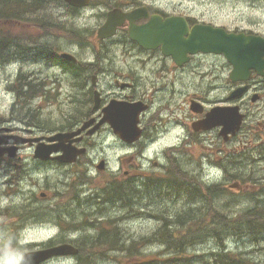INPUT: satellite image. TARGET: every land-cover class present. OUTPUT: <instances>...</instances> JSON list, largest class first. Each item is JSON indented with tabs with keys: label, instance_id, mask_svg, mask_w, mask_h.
Listing matches in <instances>:
<instances>
[{
	"label": "rangeland",
	"instance_id": "rangeland-1",
	"mask_svg": "<svg viewBox=\"0 0 264 264\" xmlns=\"http://www.w3.org/2000/svg\"><path fill=\"white\" fill-rule=\"evenodd\" d=\"M103 1L105 0H95V2H97L96 6L85 9L83 15L72 16L69 17V19H65L64 14L56 11L59 22L61 21L65 23V28L69 31V33L72 34L70 35V40L72 41L70 43L67 42L69 36L67 35V31L65 29L64 30L66 32L57 30H48L47 32H44L38 27L20 25L17 23L9 25L5 24L3 18H0V37H7L8 39H10L11 37H21V39L24 41H40L44 38H47L56 44L66 46L65 52H73L76 54L81 52L85 56L87 55L89 57L100 55L103 51V47L96 40V34L98 28L104 23L105 14L107 13V10H102ZM260 1L264 2V0H141V3L151 4L154 6H156L155 4H157L159 6L156 7H159L163 12L185 14L187 16L190 15L194 19L217 24L218 26H223L229 30L236 29L238 31L251 32L252 34L256 35H264V3L257 4V2ZM50 10L52 11V9ZM41 16L42 13L38 15L39 18ZM122 47L125 51V54L128 56L127 61L130 62L131 54L126 51L125 46ZM107 48L116 51L118 55L121 54L120 52L122 48L118 45L109 44ZM98 60L99 58H97V60L95 61ZM119 63L122 64L123 59L119 58ZM8 64L9 63L0 64V118L6 119L12 118L13 115L25 111V109H20L18 107V104H20L21 101L18 100V97L12 88V83L14 80L12 71L15 72L16 69L21 74H25L27 72L30 73V69L24 65L16 68L14 67L13 69H7L6 66ZM135 65L143 68L145 66H148V62L137 60ZM31 69L36 71L42 70V73L39 72V77H34V80H46V82L51 85L52 78L45 72V68L38 67L37 69ZM201 73L204 74L203 77L208 76V78H213L214 83L209 85L205 84L204 78L200 76ZM229 73V68L227 67L223 59L219 56L207 55L206 57L196 58L192 63L188 64L186 69L188 94L187 119L186 117L183 119L186 127L185 136L187 134V130L191 132L190 126L193 119V116L189 111L191 94L195 91H198L199 94L206 99H213V103L220 102L219 97L221 96V91H227L230 88V86L228 85ZM70 91L71 90L62 89V92L59 95V99L66 100L65 95ZM54 102H50V100H42L35 103V105L40 108V112L42 114H47V116L44 118L52 122L54 121L52 120L50 113L51 106ZM13 107L15 108V110H13ZM183 134L184 130L180 127H172L170 129L163 130L160 136V139L162 141L161 146L167 147L168 145H171L173 143H178V138ZM203 138L204 137L200 135H193L187 138L185 144L183 145V151L185 152L184 158H187L188 153H190L191 158L194 162L198 161L200 165L203 164V160L201 158L203 144H196L198 140L202 141ZM217 141H219V139H217ZM107 143L111 144L113 143V140L109 139ZM216 146L218 147V149L226 148V146L221 142H216ZM148 147L149 146H147V148ZM123 153H126V151H117L116 156L119 157L123 155ZM129 154L135 157H141L140 149ZM234 163H236V160L232 161L228 165H223L221 167V171L227 173ZM206 167V176L208 177V179H215V177L221 176V174L216 171L215 164H211L208 162ZM250 178L259 185L264 184V174L251 175ZM84 181L88 187H93L98 190V193L94 195L95 197H99L104 194V186L100 184V180L87 179ZM49 184L55 189V191L60 190L63 192V194L60 195V200L66 198L69 191L67 187L50 182ZM176 190L180 194L185 193V185H180L178 183L176 185ZM209 192L206 199L203 198V196L195 199L194 197H191L187 194H183V196L177 200L175 204V211L171 213L170 216L175 219L180 218L181 220H185L189 217L201 218L205 211L209 209V202L211 200L215 199V201H222L224 198L228 201H231V203L235 202L234 194L224 186L223 181L220 179H217L212 183ZM27 206L29 208L31 207L30 204H27ZM155 207L161 208L162 204H155ZM134 213H136L137 215H141L137 211ZM217 214H222L229 220H232L234 222V224H230L231 226L226 227L231 228V232L226 235V241L228 243L237 244V242H239L238 236L243 239L250 238V227L245 220V216H234V213H232L231 215L227 210L221 208L217 209ZM217 214L215 216V222L212 228L210 227V230L215 229ZM46 216L48 217L50 224L52 225L50 228H45V231H43L42 233L43 235L46 233V231H71L79 233L84 231L88 233L90 231V228L87 227H72V223H75V219L73 217L68 218L65 216L64 206L55 210L54 216L52 218H50L48 215ZM74 216L78 217V213H74ZM85 217L94 218V216L85 215H83L82 218ZM135 219H138V217ZM160 223V221L154 218H150L149 220L146 218H141V220L131 222V225L129 227V238H131L135 242H140L141 250H149L150 256H153L156 253L155 251H153V246H150L149 249V245L156 240L155 235L158 231ZM81 224L87 225L88 221L83 220L81 221ZM216 227L219 228L218 226ZM24 231L28 232L27 236L32 235L30 234L28 229H24ZM183 231L185 234H187L185 228ZM11 249L12 247L8 248L6 251L10 252ZM242 252L244 258L249 262L255 263L264 261V255L256 251L249 244L242 245Z\"/></svg>",
	"mask_w": 264,
	"mask_h": 264
},
{
	"label": "flooded vegetation",
	"instance_id": "flooded-vegetation-1",
	"mask_svg": "<svg viewBox=\"0 0 264 264\" xmlns=\"http://www.w3.org/2000/svg\"><path fill=\"white\" fill-rule=\"evenodd\" d=\"M146 21H141L139 24H144ZM124 30L128 31L127 25L119 29V32ZM126 41V47L132 50L134 55V61L139 60V54L144 53L148 55V60L151 65L149 67L139 66H126L120 67L115 64V60L109 55V52H104V59L101 66L95 71L93 76L94 86L99 90L100 95L97 97V93L91 90L89 86L91 74L88 71V66H71L68 69V73L80 87H87V94L89 97L83 102L75 101L70 105V110L67 112V119L75 121L70 125L66 131L74 132L81 127V122L91 119H101L106 115L107 107L112 102H135L141 101L147 105L148 109L143 113L141 117V126L143 128V137L148 136L151 129V120L155 115L158 107L165 106L170 103L169 89L178 84H185L186 78L181 76L172 83V73L179 69L172 60L164 57L162 50H145L138 46L136 43L129 39V36L122 37ZM172 62V63H171ZM150 70V71H149ZM60 72L63 74L65 70L62 68ZM61 75L59 74L58 77ZM98 101V105L95 102ZM150 107H149V106ZM18 129V128H15ZM22 129V128H20ZM10 130L9 132H6ZM13 128L10 123L0 122V136H4L9 144L13 143ZM90 129L81 132L78 136L72 137V146L83 150L77 161L73 164H64L58 158L60 152L53 153L51 157L46 160H39L34 157L35 147L22 146L15 157L4 155L0 157V200H9L11 197V184L12 175L19 174L20 179L24 182L28 188L27 191L30 195H22L27 204H30L31 211H41L43 209V202H49L51 205L56 204V199L52 198L54 190L47 184L49 181L50 173L53 169H61L65 172L64 177L66 180H72L76 177L78 170L91 169L95 163L99 160V151L92 148L89 145L91 139L99 136L102 139L109 137L116 138L114 128L108 123H104L95 135L89 134ZM41 137H44L41 134ZM149 140V136L144 138L141 143H146ZM137 144L132 145L137 146ZM126 145L122 142H118L116 148H123ZM104 148V147H100ZM164 152H156V158L162 159L161 163L153 161V165L158 167V171H161L166 167L165 159L163 158ZM107 163L110 161L108 159ZM13 166L15 168L13 169ZM17 169H20L17 171ZM124 169L123 158L117 160V171L112 172V175L121 176ZM128 173V171H125ZM151 189H153L151 184ZM40 199H39V198ZM73 204H79L77 199L73 197ZM75 212L84 213L88 210L73 209ZM94 212V211H92ZM61 241L57 238V235L50 237L45 242L29 244L40 247H53L59 244Z\"/></svg>",
	"mask_w": 264,
	"mask_h": 264
},
{
	"label": "trees",
	"instance_id": "trees-1",
	"mask_svg": "<svg viewBox=\"0 0 264 264\" xmlns=\"http://www.w3.org/2000/svg\"><path fill=\"white\" fill-rule=\"evenodd\" d=\"M131 2L136 5L140 4V0H131ZM55 5L59 6V8H66L65 4L60 0H0V7L4 12L0 18L9 19L10 17H13V15H10L7 11H22L27 14V22H30L29 19L31 14L45 12L52 6L54 10ZM106 5L110 6V3H106ZM43 22H45V20H43ZM21 43V40H9L7 45H13L12 59L34 60L49 64H53L55 62V50L50 45L41 44L39 47L35 45L23 47L20 45ZM8 53L9 52L2 49V55H8ZM258 143L260 146L256 149L254 148L253 150L260 152L264 150V138H261ZM253 187L254 190L239 191L236 196L237 199L235 198V202H242L246 205L244 206L245 209L241 214L237 213L234 216H245V220L250 227L249 240L237 242V245L239 246L237 250L227 251V249H225L223 240L225 238L226 241V235L231 232V228L226 227L231 226L230 224H234V222L222 214H217L215 229L210 230L208 226L213 220L215 222V218L213 219V217H209V212L212 208H215L216 202L219 208L227 210L228 212H233V206L235 203H231V201L224 198L222 201H215L214 199L209 202V204L212 201L214 203L209 205V209L205 211L201 218L189 217L185 220L177 218L173 226H170L169 222L165 221L159 235L162 236L163 246L169 248L168 251L171 253V256H174L171 261L165 264H258V262L247 263L239 255L242 251V245L249 244L257 251V244L255 242H264V184H255ZM210 189V186L206 187V191L202 193L203 198H207V194ZM127 195H129L128 191L124 190V197ZM184 227L186 229L187 239L183 240L181 238V241L178 243L177 234L180 233ZM238 238L243 239L239 236ZM214 240H216L217 244L215 254H210L209 251L204 253L190 252L191 249L199 247L207 246L208 248V245H213V242H215ZM118 249V251L123 253H129L130 256H132V253H141L136 244L126 245L124 243L122 247ZM111 254L112 253L105 250L103 256L110 257L112 256ZM207 256L209 259L206 258Z\"/></svg>",
	"mask_w": 264,
	"mask_h": 264
},
{
	"label": "water",
	"instance_id": "water-1",
	"mask_svg": "<svg viewBox=\"0 0 264 264\" xmlns=\"http://www.w3.org/2000/svg\"><path fill=\"white\" fill-rule=\"evenodd\" d=\"M66 1L76 6L89 4V0ZM142 17H148L146 7L136 9L131 13L114 10L109 14L108 23L100 29L99 36L104 38L112 36L117 26L122 25L128 19L132 23L130 29L132 39L151 48L161 45L164 52L172 55L179 64L189 61V54L222 53L234 65L232 74L234 80H247L250 77L251 69H256L260 74L263 73V38L227 33L224 29L206 25H195L190 28L185 18L175 16L164 20L161 16L154 15L147 25L140 28L135 27L134 21ZM138 113L139 111H136V117ZM223 117L226 118V115ZM135 118L133 119L130 113L124 110L121 128L125 132L135 135L137 133ZM65 253H67V247L59 248L56 252V254Z\"/></svg>",
	"mask_w": 264,
	"mask_h": 264
},
{
	"label": "clouds",
	"instance_id": "clouds-1",
	"mask_svg": "<svg viewBox=\"0 0 264 264\" xmlns=\"http://www.w3.org/2000/svg\"><path fill=\"white\" fill-rule=\"evenodd\" d=\"M4 264H20V262L18 259H10V260H6Z\"/></svg>",
	"mask_w": 264,
	"mask_h": 264
}]
</instances>
